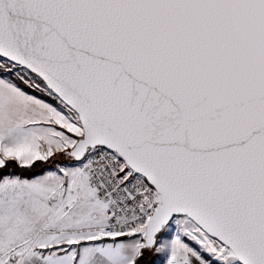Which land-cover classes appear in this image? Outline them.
Masks as SVG:
<instances>
[{"label": "snow or ice", "instance_id": "1", "mask_svg": "<svg viewBox=\"0 0 264 264\" xmlns=\"http://www.w3.org/2000/svg\"><path fill=\"white\" fill-rule=\"evenodd\" d=\"M0 264H264V0H0Z\"/></svg>", "mask_w": 264, "mask_h": 264}]
</instances>
